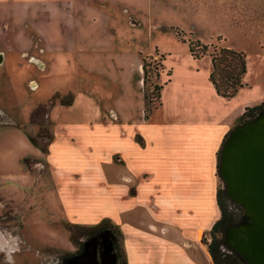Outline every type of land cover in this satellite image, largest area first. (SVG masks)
Listing matches in <instances>:
<instances>
[{"label":"crops","instance_id":"crops-1","mask_svg":"<svg viewBox=\"0 0 264 264\" xmlns=\"http://www.w3.org/2000/svg\"><path fill=\"white\" fill-rule=\"evenodd\" d=\"M70 2L0 0V70L14 53L13 66L22 71L27 65L31 78L37 77L47 71L48 55L58 51L67 67L73 63L71 74L80 85L76 93L68 92V106L52 104L45 115L51 122L46 154L34 147V161L43 158L47 168L48 192L30 250L53 247L46 239L53 236L54 224L90 228L105 222L125 264H212L206 244L220 218L217 155L244 109L264 104V50L258 88L246 83V67L242 86L224 99L209 81L208 53L189 54L188 41L205 42L197 36L185 39L176 30L186 49L161 54L160 71L152 79L161 87L157 107L145 118L142 108L133 114L139 104L133 105L123 88L102 112L95 81L110 75L99 68L85 34L91 31L79 29L68 14ZM219 37V48H229ZM128 69L141 72V61L135 59Z\"/></svg>","mask_w":264,"mask_h":264},{"label":"rangeland","instance_id":"rangeland-1","mask_svg":"<svg viewBox=\"0 0 264 264\" xmlns=\"http://www.w3.org/2000/svg\"><path fill=\"white\" fill-rule=\"evenodd\" d=\"M71 1L73 8L66 6L68 14H73L79 29L91 31L85 34L96 49L99 68L110 75L108 79L102 76L95 81L100 89L96 106L102 112L112 97L122 96L123 88L130 94L131 103L139 104L133 114L138 115L142 108L146 115L157 107L152 79L160 71L161 54L186 49V44L175 37L176 30L183 32L185 39L199 37L209 45L208 54L219 48V41L215 40L220 36L229 48L244 54L248 68L246 83L259 86L257 74L262 68L264 50V0ZM209 3V10H203ZM16 56L14 53L7 56L0 70V251L8 254L6 259H11L3 262L0 254V264L63 263V258L81 251L88 235L61 222L54 224L53 236L46 239L53 245L51 249L30 250L29 242L34 245L38 239L33 232L34 222L45 213L42 200L48 192V181L44 159L34 161L37 150L29 144L27 136L36 137L39 129L45 136L49 135L51 122L44 118L50 106H68L71 94L80 85L71 74L73 63L70 61L67 67L64 55L58 51L48 55L47 71L32 78L27 65L21 66L22 71L13 66L11 61ZM135 59L139 62L143 59L147 64L143 84L139 82L141 72L128 69ZM39 142L43 145L46 139ZM217 190L226 216L233 215V221H238L239 210L226 198L219 179ZM215 237L222 240L221 233H215ZM116 245L120 252L119 243Z\"/></svg>","mask_w":264,"mask_h":264},{"label":"water","instance_id":"water-1","mask_svg":"<svg viewBox=\"0 0 264 264\" xmlns=\"http://www.w3.org/2000/svg\"><path fill=\"white\" fill-rule=\"evenodd\" d=\"M216 171L226 198L242 212L224 226L221 245L242 264H264V109L227 133ZM83 257L95 262L94 248Z\"/></svg>","mask_w":264,"mask_h":264},{"label":"trees","instance_id":"trees-1","mask_svg":"<svg viewBox=\"0 0 264 264\" xmlns=\"http://www.w3.org/2000/svg\"><path fill=\"white\" fill-rule=\"evenodd\" d=\"M174 34L178 40L183 42V35L181 32L175 31ZM187 46L189 54L193 58H199L207 53V46L200 44L198 41H188ZM213 52L214 53L208 54L211 64L209 81L218 96L224 99L232 98L236 94L237 90L242 86L241 80L246 72L244 54L230 48H218L216 51L213 50ZM146 65V61L141 59L142 84L146 81ZM152 89L156 92V99L159 100V91L161 87L153 85ZM146 98L147 95L144 94L143 104H145L144 101ZM262 107H264V104L245 108L240 117L239 124L251 120L261 110ZM149 111L146 113V115H144V118L147 116ZM27 139L33 147L37 148L42 154H46V146L51 139V134L45 136L44 131L39 129L36 137L27 136ZM42 139H46V142L43 145H41L39 142V140ZM216 198L220 211V218L214 223L208 234L210 237V242L206 244L204 239H202L201 242L206 244L212 264H240L241 261L233 253H231L230 250L221 245L222 240H217L215 237V233L222 234L225 225L234 224L237 222L233 221V215H230V217L226 216L224 207L220 201V191H217ZM231 205L238 209L239 214L241 215V209L232 203ZM105 224V222H102L99 225L90 228L71 225L70 228H78L81 229L84 234L86 233L87 235H91L92 233L102 231L107 228V225ZM117 260L119 264H125L121 251H118Z\"/></svg>","mask_w":264,"mask_h":264},{"label":"flooded vegetation","instance_id":"flooded-vegetation-1","mask_svg":"<svg viewBox=\"0 0 264 264\" xmlns=\"http://www.w3.org/2000/svg\"><path fill=\"white\" fill-rule=\"evenodd\" d=\"M116 242L115 239L109 238L105 230L92 233L82 243L80 252L72 253L67 258L62 259L64 260L63 263L57 262L55 264H82L81 262L84 260L85 262L83 264H119L117 260L118 248ZM92 247L95 252V262H91L89 257H83L84 254H89Z\"/></svg>","mask_w":264,"mask_h":264}]
</instances>
